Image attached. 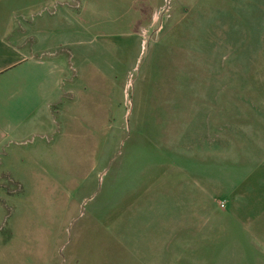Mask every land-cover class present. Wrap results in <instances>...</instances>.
I'll use <instances>...</instances> for the list:
<instances>
[{"label":"rangeland","instance_id":"374dc122","mask_svg":"<svg viewBox=\"0 0 264 264\" xmlns=\"http://www.w3.org/2000/svg\"><path fill=\"white\" fill-rule=\"evenodd\" d=\"M60 2L52 131L5 182L26 257L3 264H264V0Z\"/></svg>","mask_w":264,"mask_h":264},{"label":"crops","instance_id":"0c3cea01","mask_svg":"<svg viewBox=\"0 0 264 264\" xmlns=\"http://www.w3.org/2000/svg\"><path fill=\"white\" fill-rule=\"evenodd\" d=\"M63 3L0 0V264L9 257H26L19 250L20 240L14 241L23 211L18 208L14 190L6 189L5 182L25 181L28 176L22 174V166L27 158L36 159L39 144L48 143L45 136L52 131L51 106L59 98L63 68L52 55L57 49V16L67 21L65 13L58 12ZM220 66L227 81L216 89V102L219 91H224L228 103L233 68L227 63ZM218 69L212 74L217 75ZM238 80L245 86L252 77L244 73ZM4 230L6 237L1 235ZM37 253L36 249L32 257Z\"/></svg>","mask_w":264,"mask_h":264},{"label":"built area","instance_id":"2783aa9c","mask_svg":"<svg viewBox=\"0 0 264 264\" xmlns=\"http://www.w3.org/2000/svg\"><path fill=\"white\" fill-rule=\"evenodd\" d=\"M221 207H222V208H225V203L222 202V203H221Z\"/></svg>","mask_w":264,"mask_h":264}]
</instances>
